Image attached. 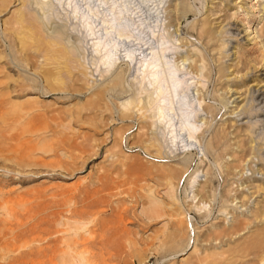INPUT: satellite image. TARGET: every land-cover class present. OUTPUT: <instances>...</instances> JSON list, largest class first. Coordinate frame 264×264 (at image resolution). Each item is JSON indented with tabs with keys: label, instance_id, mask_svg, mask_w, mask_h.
Returning <instances> with one entry per match:
<instances>
[{
	"label": "rangeland",
	"instance_id": "374dc122",
	"mask_svg": "<svg viewBox=\"0 0 264 264\" xmlns=\"http://www.w3.org/2000/svg\"><path fill=\"white\" fill-rule=\"evenodd\" d=\"M38 1L0 0V264H237L251 252L261 264L264 0H183L185 18L168 28L161 11L176 0H75L100 28L111 8H130L121 24L146 19L166 45L185 36L208 121L190 151L150 126L141 104L121 105L139 96L133 64L101 73L73 9ZM202 28L214 38L200 40ZM233 130L248 155L231 153Z\"/></svg>",
	"mask_w": 264,
	"mask_h": 264
},
{
	"label": "bare ground",
	"instance_id": "6f19581e",
	"mask_svg": "<svg viewBox=\"0 0 264 264\" xmlns=\"http://www.w3.org/2000/svg\"><path fill=\"white\" fill-rule=\"evenodd\" d=\"M51 1L52 0H39L37 4L38 6L40 4V6L44 9L46 5L51 4L50 3ZM64 1L58 0L59 4L65 3V5L73 9V12L76 18L80 19L81 22H84L82 23L83 24L82 27L84 26L86 31L88 32L87 34L92 36L91 46L93 47L94 53L100 55L97 61V67H99V70L101 73H104L106 69H108L110 66H112L117 61L126 63L128 67H131V65L133 64V66L136 68V71L139 74L138 79H140L139 80L140 92L138 93L139 96L137 95V97L134 99L130 98L122 102L121 105L123 106V108L124 109L130 108L131 110H133L136 106H139L141 104L143 107L142 109H146V111L149 112L150 114V118L152 120V123L150 124V126L158 127V128L159 127L161 128L162 126L166 128L167 133L164 132V137L169 138L171 142L177 143V144H183V147L188 148L189 151L191 150L192 146L202 147L200 135H197V131H195L194 128L195 127L201 128L202 126H200L199 124L203 122V125H206L208 121L205 115L199 111L200 108H198L197 106V102H199L200 106L202 105L201 88L198 87L197 85L194 88H192L193 82L189 83V80L192 78L191 77L188 78V76H191V75L200 76L201 70H203V66L200 65L199 67L197 65L200 59L197 55H195L191 51L187 50L186 55H184L183 46H185V44L184 45L182 44L184 42L185 36L183 37L182 34L178 32L179 28L175 30L176 32H178L176 33L178 35L176 36L177 37L176 40L179 41V43L176 44L177 42L173 40L175 43L173 42L172 45H166L167 41L161 42V40L164 39V34L163 36L158 35L159 36L158 37L156 35L158 34L156 33V31H152V30L148 31L150 30L149 28L147 30L146 28L143 27L146 19L143 21H141L140 19L142 23L138 20L140 23L139 24L137 20H135L136 18L134 16V17H130L129 19L130 22L124 25L121 24V21H123V19L127 17V16L124 17L123 14L126 15L125 14L126 11L131 12L130 8L125 9L126 6L124 8V5H123V8L125 10L122 9L121 12L119 11L120 16L118 14L119 12H115V10L111 8V12H112L111 14L115 13L114 15L115 17H113L110 14L113 18H111L110 20L106 19L107 17L103 19V26L105 28H100L99 25H95L94 21H90L91 19L89 20L88 17L90 13H88V17H87V13H85L86 10L85 12L83 11L84 8L82 9V7L86 8V6L81 7L75 0H68L66 2ZM131 2L132 1H130V3ZM109 3H107V5ZM161 3H159L160 6L158 4L160 8H161ZM85 4H88V3L86 2ZM93 6H96V5H93ZM103 7L106 8L105 6ZM108 8L110 9V7ZM117 8H118V5H117ZM102 10L105 11L106 9L105 10L102 9ZM91 11H88V12H91L93 14L95 13L93 9ZM106 11L108 12L109 10H106ZM183 12H184L183 11V0H176L175 4L172 2V4H170L168 7H164L161 13H162V16L163 14L166 13L165 19L169 20L167 23V28L173 26L174 22H176L175 24L179 26V24L181 23V19L185 18V15H186V14L184 15ZM157 14L158 13H156L155 15ZM106 15L108 16V14ZM121 15L123 16L122 18H121ZM92 16L93 15H91V17ZM115 20H117L118 22L115 23ZM234 28L230 26V29H234ZM256 33L257 35L255 36V38H260V42L264 41V28H261L260 30L256 31ZM114 34L117 35L119 40H115L116 38H113L112 35ZM207 37L214 38L213 29L202 28L198 32V38L201 40ZM154 39H156V41H154ZM169 52H171L172 54H167ZM239 59L240 61H243V54L239 56ZM256 93H258L256 98L259 100V103H262L264 106V91L259 88L256 91ZM144 95L146 97H144ZM237 100H238V97H235L234 102H237ZM135 103H137L136 106L132 108L131 106ZM192 106H193V109L191 111ZM244 107H245L244 105L238 104L237 108L231 112L233 114V116L231 117H234V121H235L234 123H237L240 120V117L243 116L242 110ZM202 111L205 112V107H202ZM260 113H261L260 115L264 117V111H261ZM192 114H195V117H197L198 120L196 118L194 120H191ZM229 133L231 135V138L228 140L233 139L234 140V142L232 141L233 146L238 147L237 151H233L231 149L232 154L239 153L242 156H246L248 155L250 151H252L250 140L243 139L241 132H235V130H233L232 132H229ZM197 196L198 195L195 194L194 199H196ZM238 220L239 219L237 218L236 221ZM258 246H259L258 244H255L253 248L255 249ZM251 253L242 257V260L238 262L237 264H252L254 262V258L251 256ZM259 262L261 264H264V254L260 257Z\"/></svg>",
	"mask_w": 264,
	"mask_h": 264
}]
</instances>
